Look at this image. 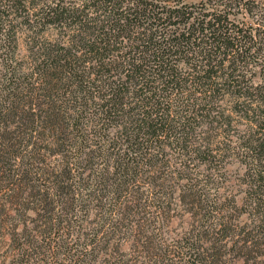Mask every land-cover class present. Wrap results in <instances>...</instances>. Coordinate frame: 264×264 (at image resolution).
Masks as SVG:
<instances>
[{
  "label": "trees",
  "instance_id": "obj_1",
  "mask_svg": "<svg viewBox=\"0 0 264 264\" xmlns=\"http://www.w3.org/2000/svg\"><path fill=\"white\" fill-rule=\"evenodd\" d=\"M261 60L264 0H0V264H162L154 221L176 193L189 234L218 239L188 262L218 264L233 220L200 167L233 117L263 163Z\"/></svg>",
  "mask_w": 264,
  "mask_h": 264
},
{
  "label": "rangeland",
  "instance_id": "obj_2",
  "mask_svg": "<svg viewBox=\"0 0 264 264\" xmlns=\"http://www.w3.org/2000/svg\"><path fill=\"white\" fill-rule=\"evenodd\" d=\"M192 2L197 0H190ZM257 68V72L252 77V82L255 85H263L264 87V62L261 60ZM263 63V64H262ZM228 107V106H227ZM230 109V108H227ZM256 129L255 123L252 125L248 119L233 117L231 127L214 128V139L211 144L213 148L221 150L216 154L213 163L208 162L206 166L200 167L203 172L201 178L209 182V188L213 187V195L216 201H219L220 208L225 209L227 214L232 217L233 226L228 231V235H234L230 238V244L227 247L217 246L216 255L218 264H264V160L259 163L257 152H253L249 147L247 138L240 140L239 136L244 134V129ZM203 129L200 127L198 130ZM95 131H97L95 129ZM99 131V130H98ZM241 134V135H240ZM99 137V136H98ZM93 143L95 141L93 140ZM196 145V144H195ZM245 145V146H244ZM192 147H195L192 145ZM172 163L183 161L185 158L190 159L188 163L197 168L200 165L199 158L195 154L184 157L175 151L174 148L169 149ZM56 156L48 157L47 168L50 171L54 169ZM176 165V163H175ZM101 166V165H100ZM89 171V170H88ZM211 171H213L211 173ZM262 171V172H259ZM205 174V177L203 175ZM206 175H208V178ZM261 175V177H260ZM199 177V176H198ZM6 194V190L1 192ZM171 206L174 210L170 214H162L163 218L155 220L154 223L160 229L158 232H153L157 236V240L162 243L163 250L160 260L162 264H193L188 262L194 250L192 243H196V247L201 245L210 246L218 239L198 240L190 235L195 223L190 215L185 211L183 204L180 202L178 194ZM16 206V205H15ZM14 206V207H15ZM9 207L6 209L8 212ZM155 210V209H154ZM14 208H11V213ZM10 212V210H9ZM7 217V216H6ZM157 216H152L151 219H157ZM95 223H86V229L91 232L90 227H94ZM11 226L0 232V255L7 249L8 234ZM253 238L256 242L254 247L245 248L241 246L242 237ZM221 242H218L220 245ZM224 243V242H223ZM100 247H98L99 250ZM211 250L209 253H214ZM123 258L127 261H136L138 258L145 261L144 254L136 247H131V242L127 243L124 252H120ZM101 259V254H98ZM203 257V256H202ZM197 259L198 255H197ZM148 260V259H147ZM102 261V259H101ZM101 264H110L109 261H102ZM202 264H216L214 259L206 257Z\"/></svg>",
  "mask_w": 264,
  "mask_h": 264
}]
</instances>
